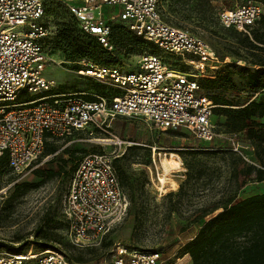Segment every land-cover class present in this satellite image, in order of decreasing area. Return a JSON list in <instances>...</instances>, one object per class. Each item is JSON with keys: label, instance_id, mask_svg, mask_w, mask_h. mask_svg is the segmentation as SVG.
<instances>
[{"label": "rangeland", "instance_id": "obj_1", "mask_svg": "<svg viewBox=\"0 0 264 264\" xmlns=\"http://www.w3.org/2000/svg\"><path fill=\"white\" fill-rule=\"evenodd\" d=\"M247 1L261 6V20L252 31H262L264 0H161L159 9L163 21L200 38L218 60V64H209L216 65V69L205 68L203 74L178 58H166L165 62L196 75L199 85L227 68L237 71L250 67L243 61L247 55L237 45L243 34L223 27L218 20L220 12H230ZM114 11L108 7L101 11V16L110 20L113 28L122 25L112 18ZM43 21L50 33L48 57L53 61L46 66L44 76L55 83L52 94H76L82 98L94 92L101 96L113 95L116 89L109 83L81 75L87 60L68 62L62 52L55 50V40L63 26L70 28L72 38L79 45L87 46L91 42L80 33L76 19L65 6L48 3ZM147 53L161 56L150 44L142 48L118 46L102 62L108 64L106 68L126 76L138 72V59ZM234 82L239 93L232 96L245 100L248 95L242 89L243 82L237 76ZM25 94L20 95L19 101L27 99ZM257 122L264 124V118ZM211 124L215 137L204 142L182 130L160 129L143 120L115 119L113 124H108L109 132L121 143L114 145L110 136L98 133L48 139L55 152L38 159L30 172L16 175L0 166V246L23 251L56 250L69 264H111L112 250L120 244L128 251H157L177 264H190L188 256H180L183 246L221 209L192 224L195 217L210 213L232 197L236 201L264 194V181L250 180L238 188L242 181L236 175L239 160L247 166L260 167L251 143L243 133H227L221 116L213 115ZM96 152H114L118 156L115 167L129 208L125 220L99 247L78 249L67 239L61 200L76 163ZM165 158L176 160L180 169L168 177V183L160 190L158 177L163 174L161 161ZM36 171L41 175L37 176ZM49 172L54 173L51 178H47ZM22 184L28 185L27 190L17 192L16 186ZM171 193L176 195L168 197Z\"/></svg>", "mask_w": 264, "mask_h": 264}, {"label": "built area", "instance_id": "obj_2", "mask_svg": "<svg viewBox=\"0 0 264 264\" xmlns=\"http://www.w3.org/2000/svg\"><path fill=\"white\" fill-rule=\"evenodd\" d=\"M65 6L79 30L108 52L111 23L101 16L114 9L115 18L128 31L151 44L156 54L138 59V72L120 76L115 70L84 62L82 76L109 83L120 94L85 100L76 94H52L53 80L44 76L49 62L50 33L44 24L46 4ZM160 0H0V158L7 157L13 174L30 172L48 139L94 133L108 135L115 118L143 120L157 128L184 131L196 140L214 137L211 119L215 106L196 75L172 68L166 58H178L199 70L216 69L218 60L209 46L184 29L165 23ZM262 16L253 1L218 14L219 23L250 36ZM55 63V62H54ZM57 64V63H56ZM212 71V70H211ZM25 92L27 99L19 101ZM238 152L237 147H233ZM113 153H90L77 164L61 200L67 239L78 249L99 247L126 218L128 200L120 186ZM111 264H177L157 251H128L120 244L112 250ZM0 264H69L52 249L29 248L15 253L0 246Z\"/></svg>", "mask_w": 264, "mask_h": 264}, {"label": "trees", "instance_id": "obj_3", "mask_svg": "<svg viewBox=\"0 0 264 264\" xmlns=\"http://www.w3.org/2000/svg\"><path fill=\"white\" fill-rule=\"evenodd\" d=\"M252 30L250 36L240 32L243 37L237 41L239 49L247 55L243 61L250 67L239 68L237 71L227 68L222 74L213 79L204 80L200 85L215 106L213 115L224 118L227 133L244 134L245 139L251 143L255 158L260 164V167H256L247 166L241 160L237 162L236 175L237 178H242L238 188L250 180L264 181V124L257 122L264 118V29L262 31ZM80 33L90 39L91 42L87 46L79 45L72 38L70 28L63 26V30L56 37L55 50L62 52L65 61L68 62L85 59L97 66H108L102 60L109 56V52L103 49L93 37L81 31ZM109 41L113 48L118 46L142 48L149 44L132 34L123 25L111 27ZM155 51L157 50L155 49ZM235 76L243 82L242 89L248 95L245 100L239 96H232L234 93H239L234 82ZM82 134L86 135V133ZM54 152L55 147L46 141L40 158L52 155ZM116 162L115 159L114 167ZM0 166L9 169L6 155L0 158ZM115 170L117 173L116 167ZM35 174L41 175L39 171H36ZM53 175V172H49L47 178H51ZM119 183L122 187L120 179ZM27 188L28 185L25 184L16 186L17 192L26 191ZM173 195L176 194L171 193L167 196ZM218 209H221V212L203 224L197 234L183 246L180 256L187 255L190 264H264V194L236 201L232 197L210 213H203L195 217L191 223L202 220ZM8 249L15 253L24 252L23 250Z\"/></svg>", "mask_w": 264, "mask_h": 264}, {"label": "bare ground", "instance_id": "obj_4", "mask_svg": "<svg viewBox=\"0 0 264 264\" xmlns=\"http://www.w3.org/2000/svg\"><path fill=\"white\" fill-rule=\"evenodd\" d=\"M172 157H175L172 155ZM178 158V157H177ZM178 160H180L178 158ZM181 161V160H180ZM161 168L163 170V174L161 176L158 177V183H159V189L163 190L165 185L168 183L169 181V176L173 173L176 172L177 170L180 169V164L173 159H163L161 161ZM174 185V184H173ZM176 189V188H175Z\"/></svg>", "mask_w": 264, "mask_h": 264}, {"label": "crops", "instance_id": "obj_5", "mask_svg": "<svg viewBox=\"0 0 264 264\" xmlns=\"http://www.w3.org/2000/svg\"><path fill=\"white\" fill-rule=\"evenodd\" d=\"M113 87V86H112ZM114 88V87H113ZM114 89H116V88H114ZM118 94H120V91L118 90V89H116V90H113V95H111L110 97H108V96H101L100 94H98V92H94L93 94H88V95H85V100H94V98L95 97H99V96H101V97H105V98H112V97H114V96H116V95H118ZM115 119H126V118H120V117H118V118H115ZM115 119H112V120H110L109 122H108V124L110 125V124H113L114 123V121H115ZM109 127V126H108ZM110 129V128H109ZM260 194H262V193H260ZM109 236V235H108ZM194 237V236H193ZM186 257H187V255H186Z\"/></svg>", "mask_w": 264, "mask_h": 264}]
</instances>
